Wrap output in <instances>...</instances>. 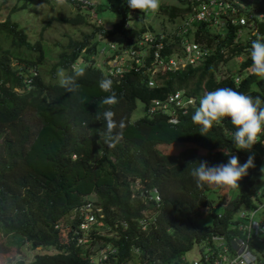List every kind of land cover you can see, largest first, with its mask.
<instances>
[{
    "label": "trees",
    "instance_id": "16d2710c",
    "mask_svg": "<svg viewBox=\"0 0 264 264\" xmlns=\"http://www.w3.org/2000/svg\"><path fill=\"white\" fill-rule=\"evenodd\" d=\"M67 1L82 4L80 0ZM124 1L126 9H120L121 17L111 27L98 23L92 33H85L81 39L69 38L60 47L58 59L48 74L39 69L49 54L41 38L30 40L27 30L11 17L15 7L4 18L0 14V234L10 238L19 236L18 240H10L17 247L22 241H29L32 247L54 245L58 248L57 252L36 253L29 261L19 259L16 264H93L85 249L65 234L61 235L55 226L87 200L102 207L105 212L102 218L110 225L109 230L121 231L118 236L109 231L95 233L92 243L114 241L126 257L130 240H139L144 252L152 257V263L159 264L173 263L194 244L204 248L212 234L230 236L234 226L243 220L240 211L236 214L240 205L253 204L250 187L261 173L262 157L258 153L251 152L255 154L256 166L240 181L236 196L229 201L224 198L218 211L211 210L212 221L206 226L199 225L196 217L214 205L208 191L215 189L219 199L224 194L217 192V187H197L187 170L189 162L199 160H207L209 166L226 163L228 157L223 154V148L236 153L242 163L251 154L234 148L231 136L235 129L230 119L214 124L207 136L200 134L199 126L192 122L200 98L220 87H230L253 98L259 96L264 101V79L254 75L251 69V44L233 41L237 25L227 23L224 30L211 35L210 26L200 21L195 23V37L213 45L201 64L153 76L151 84L148 83L150 73L129 62L123 64L121 71L103 70L93 56L106 43V38L118 35L117 45L122 46L123 36H137L146 28L144 23L139 26L140 20H134L131 26L125 25L127 11L131 9ZM185 9L178 2H162L159 11L173 18ZM88 12L79 10L72 16L58 18L83 23ZM261 29L264 30L263 25ZM96 31L100 33L99 38L88 43ZM220 31L225 36L217 38L222 35ZM173 42L170 37L165 40L166 51ZM237 54L243 56L237 68L227 66ZM221 61L227 71L222 77L217 72ZM33 64L34 72L30 69ZM73 64L83 68L85 75L78 80L81 85L78 92L71 94L59 85L58 70L71 75ZM238 73L241 79L236 82L234 76ZM102 76L113 80L118 102L111 110L117 125L122 120L125 125L115 130V147H109L99 135L106 127L96 119V112L108 107L99 109L100 102L111 95L99 87ZM177 90L194 97L196 106H188L186 111L177 108L176 121H169L166 110L149 109L152 98L166 100ZM137 103L142 105V114L133 118ZM162 137L193 145L168 150L161 143L170 141ZM259 141L264 142V135ZM199 147H206V152L202 154ZM154 186L161 197L159 203L149 196ZM260 193L263 195L264 190ZM146 209L154 213L155 224L141 231L136 220ZM78 220L69 219L63 225L72 227ZM114 222L118 223L117 228ZM123 222L127 223L125 229ZM261 252L264 250L258 254Z\"/></svg>",
    "mask_w": 264,
    "mask_h": 264
},
{
    "label": "built area",
    "instance_id": "2783aa9c",
    "mask_svg": "<svg viewBox=\"0 0 264 264\" xmlns=\"http://www.w3.org/2000/svg\"><path fill=\"white\" fill-rule=\"evenodd\" d=\"M81 5H85L88 8L94 9L96 7L95 2L91 0H80ZM182 4L186 9L181 14L182 21L176 27L174 33L169 36L170 40H173L175 48L178 50L176 56H172V51H166L165 40L163 34L154 33L146 25V28L142 32L134 37L123 36V45L118 46L117 40L106 38L105 44L102 45L99 51L103 50L111 51V57L117 56L120 58L122 52L125 50L129 53V57H121L119 64L112 66L107 64L108 71H121L124 70L123 64L129 62V64H135L140 66L141 64L150 63L153 67L154 64L163 66L166 70H176L186 68L188 65H198L210 54L213 45H207L203 42L191 40L187 36L190 30L191 24H195L200 21L206 22L209 26H216L223 28L231 25H237V29L233 38V41L241 40L240 37L243 32H247L246 39L243 42H251L258 38L259 34L264 33L261 29L260 22L264 23V0H175ZM139 14L133 12V10L127 11L128 19L125 22L126 26L133 24L134 20L142 21L140 10H136ZM130 16V18H129ZM132 22V23H131ZM140 25V24H139ZM196 25V24H195ZM224 37L225 33L220 31ZM153 33V34H152ZM107 40V41H106ZM111 40V41H109ZM242 41V40H241ZM113 43V47L111 46ZM171 45V47H172ZM174 47V46H173ZM121 48L120 51H117ZM144 51V53H143ZM243 57V56H242ZM139 58V60H136ZM127 64V63H126ZM241 79V75L234 76V80L238 82ZM148 83H153V76L150 74ZM170 104V105H169ZM195 105L196 100L194 97L185 95L182 91L177 90L174 93L169 94L166 100L152 98L150 103V110L160 109L162 112L166 110L170 114L169 121H176L175 112L177 108L187 110L188 106ZM260 193V192H258ZM149 196L159 203L161 197L157 187H152L149 191ZM257 208L254 207L251 213L240 211L239 216L243 218L236 224L234 233L227 236L223 233L212 234L207 239V244L198 249L194 255H187L183 253L171 264H264V253L257 254V251L252 248L254 243L253 236L257 233L260 227L264 228V221H255V213ZM71 220L78 218V222L72 227L65 225L64 229H67L68 233L65 237L75 240L76 245L82 246L88 255V258L93 264H159L157 261H153L152 257H149V253H145L139 240H130V248L128 254L124 257L123 253H120L119 244L114 241H106L105 243L94 244L92 238L95 233H108L119 235L120 232L109 230L110 225H107L103 221L105 212L100 205L87 200L73 210ZM247 216V218H246ZM154 213H145L139 216L136 220V226L142 231L147 230L149 226L155 224ZM126 222H123V229L126 228ZM117 222H114V228H117ZM255 228V231H254ZM70 231V233H69ZM259 238V237H258ZM260 239V238H259ZM135 241V242H134ZM144 252V253H143Z\"/></svg>",
    "mask_w": 264,
    "mask_h": 264
},
{
    "label": "rangeland",
    "instance_id": "374dc122",
    "mask_svg": "<svg viewBox=\"0 0 264 264\" xmlns=\"http://www.w3.org/2000/svg\"><path fill=\"white\" fill-rule=\"evenodd\" d=\"M91 2H95V5L97 6L98 4V6L92 9V8H88L85 5L78 6V4H73L67 0H65L64 4L60 7H57L56 0H5V1L0 0V14H1V18H4L9 13L11 14L13 11H15L11 15V17L13 19H17L19 21L20 26L23 27L25 30H27L30 40L34 41L37 38H41L43 48L45 52L49 54L48 56L44 57L43 63H41L39 69L43 70L44 72H46V74H48L47 71H49L52 64L55 63V61H57L58 59V52L61 49L60 47L63 44H66L69 38L81 39L85 33H92L95 25H97L98 23L102 27H106V28L111 27L114 22L120 19L121 17L120 9L123 10L126 9V4L124 0H91ZM162 2L174 3V4L176 3L175 0H161V3ZM41 3H44L45 6L43 8L38 9L37 5ZM20 6L21 8H19ZM12 7H15V9L13 11H10ZM85 9L89 11L88 13H85L87 17L86 22L71 23V22L62 21L58 18V17H69L74 15V13H76L77 11L79 10L85 11ZM136 14H139V12H136ZM140 16L142 17V21L139 22V24L141 25L142 23H144L145 25L148 26L152 25V27H149L148 30L154 33L163 34L164 40H166L169 36H171L174 33L176 27L182 21V18H180L181 15L172 18L167 13H164L159 10L155 13L150 11L147 13H140ZM195 26H196L195 24H191L187 36H189L191 40L202 42L201 40L195 37V32H194ZM219 30H224V29L218 28L217 25L210 26L211 35L212 34L215 35V33H217L216 31ZM98 35H100V33L97 31L94 33V35L92 34L88 40V43H92L94 40H96V38H99ZM247 35H248L247 32L244 31L240 39L244 41L243 39H246L245 37ZM118 38H119L118 35H114L110 37V39H115V40H117ZM258 38L264 39V33L259 34ZM100 44L102 45L103 42L101 41ZM3 45H5V43H3ZM111 46L113 47V43H111ZM169 50L172 51V56H176L179 53L178 50L175 48V45H172V47H170ZM110 55H111V51H109L108 49L104 51L102 48L93 57L95 59V63L97 65L99 64V66L103 70L107 68L106 63L114 66L119 64L121 57L130 58L129 53L125 50L122 52L120 58H118L117 56L113 58ZM88 58H91V55L88 56ZM242 59H243L242 55L237 54L233 58V60L227 63V66L230 64L234 66V69H236L237 68L236 66L239 65V61H241ZM136 60H139V58H136ZM222 64L223 63L221 61L217 69V72L220 73L221 77L227 73V71L225 70L226 66H223ZM31 66L30 69H32L33 72L36 71V67L34 66V64ZM141 66L143 67L142 72L147 74L150 73L152 74V76H156V75L160 76L161 73H165L167 71H174L170 69L166 70L163 64L162 66L154 64L153 67L150 63H145V64H141ZM247 71H249V69H247ZM247 71L245 70L242 73V77H244V73H246ZM27 81H29V79H27ZM140 114H142V105L140 103H137V107L132 112V117L136 118ZM161 139L164 140L169 139L168 140L170 141L169 144L163 142L161 143V147H166L168 150L179 149L185 147L186 145H191V144L193 145V143L174 142L173 140H170V138L168 137L167 138L162 137ZM199 149L202 152V154H204L207 150L206 147H199ZM251 152H256L259 155H261L262 157L261 167L264 166V142L259 141L258 143H256L253 146ZM234 154L237 155L236 153ZM240 163L243 164L241 161ZM262 176H264V173H259L255 178L256 182L253 184L252 187H250V191L252 192L251 197L253 204H245V203L241 204L240 209L237 210L236 214L239 211H245L247 213H251L254 207H258L254 215L255 221L258 220L264 221V193L263 195H261V193H258L264 190V179H261ZM240 188H241V184L240 187L236 189L217 188V192L221 193L222 191V193L224 194V197L222 199L218 198L219 196L217 195L215 189L208 191V195L214 200L213 202L214 205L208 210L205 209L203 215H199L196 217L197 223L201 226H206L209 223H211L212 221L211 210L218 211L221 208L220 203H223L224 198H228L227 201H229V198H233L236 196ZM258 194H260L259 197H257ZM148 211L150 210L149 209L144 210V212L147 214L150 213ZM72 215H73L72 211L68 212L66 216H64L63 220L68 221L69 219H71ZM63 222L62 223L58 222L57 224H55V226L59 228L61 235L66 234L68 231L67 229H64L65 226L63 225ZM261 229L264 228L260 227L257 233H255V235L253 236L254 244L252 245V248L257 251V254L260 252V250H264V231H261ZM11 239L18 240L20 239V237L15 236L10 238V237L2 236L0 234V264H16V262L19 259H24L25 261L31 260L36 253H44V252L51 253L58 251V248L55 247L54 245H36L32 247L29 241H22L21 244L17 247L12 242H10ZM200 247L201 244H194L191 249L186 251V254L194 255L195 253H197Z\"/></svg>",
    "mask_w": 264,
    "mask_h": 264
},
{
    "label": "clouds",
    "instance_id": "9594fccd",
    "mask_svg": "<svg viewBox=\"0 0 264 264\" xmlns=\"http://www.w3.org/2000/svg\"><path fill=\"white\" fill-rule=\"evenodd\" d=\"M65 0H56L57 7L64 4ZM128 7L132 10H140L142 13L157 12L160 8L161 0H126ZM41 3L37 8H43ZM130 18V16H129ZM129 26H131L129 24ZM250 57L252 60L251 69L254 75L264 79V39H255L251 42ZM85 75L83 68L72 65V74L66 75L62 70H58L59 85L66 92L74 94L78 92L81 85L78 80ZM99 87L102 91L111 93L102 99L99 109L108 106L103 112H96V119L105 123L106 130L99 133L105 139L109 147H115L117 136L115 130L123 128L124 122L119 125L114 120L115 113L111 106L118 100L113 90V80L107 76H102L99 80ZM225 119H230L235 131L231 140L235 149L245 150L251 153L253 146L259 142V137L264 135V101L257 96L240 93L233 88L220 87L206 92L199 100V106L192 115V122L199 126V133L207 136L213 125H220ZM86 123V122H85ZM223 154L228 157L227 163H219L209 166L207 160L189 162L187 170L195 180L197 187L203 188L205 185L217 188L236 189L240 187V181L248 175V170L254 168L255 154L251 153L245 163L241 164L239 157L233 152L222 149ZM195 164V167H190ZM264 173V166L260 168ZM264 179V176L261 177ZM264 231V229H261Z\"/></svg>",
    "mask_w": 264,
    "mask_h": 264
}]
</instances>
